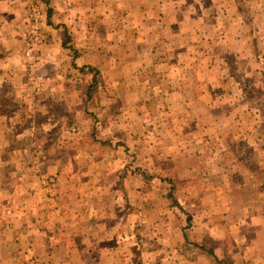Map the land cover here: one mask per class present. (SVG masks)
<instances>
[{"label": "rangeland", "instance_id": "rangeland-1", "mask_svg": "<svg viewBox=\"0 0 264 264\" xmlns=\"http://www.w3.org/2000/svg\"><path fill=\"white\" fill-rule=\"evenodd\" d=\"M92 1L71 0L69 8L62 0L24 1L23 90L0 91V111L16 113L6 119L5 131L13 135L33 126L53 133L66 124L56 117L60 106L48 102L50 96L62 98V90L45 89V76L46 81L70 82L73 90L82 87L86 116L96 113L97 123L86 124L95 130L76 136L75 144L84 149L96 144L80 155L82 161L89 155L105 159L92 174L113 177L111 184H102L104 208L115 201L118 239L122 232L129 239L123 220L130 222L136 246L127 244L124 251L137 264L146 261L148 247L156 264H196L197 256L204 258L200 264H264V0H214L212 8L191 7L194 18L214 15L215 22L199 30L209 38L194 34L195 23L186 32L181 24L167 25L161 30L163 39L156 33L154 40L132 24L107 23L112 7L104 0ZM48 5H54V23L60 25L59 45L64 42L72 55H82L78 64L44 58L52 40ZM68 13L72 21H80L66 24L63 37ZM131 80L151 84L148 93L136 92L134 102L124 98L133 92L128 89ZM26 95L32 98L27 104L20 99ZM43 98L44 105H36ZM49 106L55 114L46 117ZM38 111L46 112L40 116ZM106 120L111 125L130 122L133 132L122 133L119 125L101 133ZM74 122L71 127L82 126ZM141 123L150 125L149 135ZM36 137L23 133L10 139L26 145L22 154L30 160L43 156L37 149L26 151ZM62 138L53 137V143ZM91 171L81 167L76 175L86 177ZM128 176L135 180L128 182ZM242 238L245 252L238 249Z\"/></svg>", "mask_w": 264, "mask_h": 264}, {"label": "crops", "instance_id": "crops-1", "mask_svg": "<svg viewBox=\"0 0 264 264\" xmlns=\"http://www.w3.org/2000/svg\"><path fill=\"white\" fill-rule=\"evenodd\" d=\"M24 1L0 0V91L12 89L13 92H19L23 90L21 79L24 67L21 39L25 24V14L22 8ZM104 1L112 7L110 13H113L111 19H106L107 23L117 21L118 24L121 22L132 24L133 27H138L139 31L142 28L146 36L153 40L157 36L156 33H158L159 39H163L161 30L165 32L164 27L167 25L170 27L169 29H172L175 24H181L180 30L186 32L190 25L195 23H198V26L196 31L193 30L194 34L196 33L199 38H209V35L201 33L199 30L207 23L215 22L212 13L211 18L208 17L209 13L206 15V19L203 18L204 15L194 18V14L190 10L191 7L212 8L215 5L214 0H110L109 3ZM96 2L97 4L101 3L100 0ZM62 3L66 4L65 7L68 8L72 5L70 4L71 0H62ZM48 6L46 15L47 22L52 27V30L48 31L52 40L50 39L51 42L49 41L45 47L44 58H49V61L55 63V60L61 57L62 61L67 60L68 63L70 61L69 65L73 62L78 64L77 61L81 60L82 55L78 57L72 55L71 47L65 46L64 42L59 45L60 25L54 23L52 13L55 9H51L54 8V5ZM66 15L64 14V23H62L63 31L67 28L66 24L80 21V19L72 21L70 13ZM185 21L189 23V26L182 25ZM157 26H159L160 32L157 30ZM198 31L199 33H197ZM64 35L65 31L63 37ZM179 35H175L176 38L180 39ZM152 49H154L153 45ZM72 57L74 58L72 59ZM45 79V89H53L56 92L62 90L60 92L62 98L50 96L48 102L52 100V104L60 106L55 111L56 117L66 121V124L64 122L59 124L60 128L56 127L53 133L48 130L41 131L40 128L32 126L15 130V133L11 135L5 131L8 129L6 119L15 118L16 113H12L8 109L0 111V264H137L135 256L129 255L130 251H124L127 244L130 246L133 244L134 248L136 246L135 240H131L133 230L130 229L132 227L130 222L127 218L123 220L127 228L126 238L129 239H123L124 232L120 236L122 239H118L119 223L121 222H119V214H114L113 211L115 210V201L111 203L110 199V206L108 209L104 208L102 199L104 186L102 184L105 182L111 184L113 177L92 174L97 171L96 164L102 161L99 160L101 158L89 155L88 159L82 161L80 157V155H85L86 151L92 152L96 144H90L91 146L85 147V149L79 144H75L74 138L92 135L95 127L93 128V125L87 127L86 124L89 126V123H97L96 113H93L91 117L86 116V103L81 95L82 87L73 90L70 82L65 80L63 82L60 80L46 81ZM149 83L148 80L142 82L131 80L128 89H132L133 92L124 95L125 101H137L139 97L136 92L141 89L143 91L149 89L151 86ZM148 92L146 90V93ZM29 98L31 96L26 95L20 99H24L27 104ZM46 100L38 99L39 104L36 103V105L43 106ZM7 102L10 101L7 100ZM46 109L48 110L46 117L55 114L51 111V106ZM38 112H41L40 116H43L46 111ZM34 116L37 114H31L29 117ZM128 117L134 119L135 115L129 113ZM142 117V121L146 122L147 118L144 113ZM74 121L80 122L82 126L71 127V123L74 124ZM141 124L143 125L142 129L149 135L150 125ZM119 125H111L110 121L106 120L104 126L100 127L103 129L101 133H104L109 126L119 128ZM131 127L133 128L134 125L130 122L121 125V132L129 135L133 132ZM23 133L31 137H38L26 151L31 152L32 149L34 151L37 149L43 153L42 157L29 160L28 155L22 154L23 146L26 145L20 144L19 139H10V136H20ZM57 135H61L64 139L53 143V137ZM143 135H146L145 132ZM56 150L62 153L58 155ZM104 162L105 159L100 163ZM81 167L91 169V175L86 177L76 175ZM144 179L148 180L145 177ZM132 180L135 178L127 177L128 182ZM136 180L139 181V178L137 177ZM82 184L92 185L93 190L87 192L88 186ZM245 240L246 238H242L239 241V252H245V248H247ZM148 251L143 264H156L153 262V255L151 256L153 251L149 247ZM199 257L194 258L196 260L193 259L196 264H200L199 260H204L203 257Z\"/></svg>", "mask_w": 264, "mask_h": 264}, {"label": "trees", "instance_id": "trees-1", "mask_svg": "<svg viewBox=\"0 0 264 264\" xmlns=\"http://www.w3.org/2000/svg\"><path fill=\"white\" fill-rule=\"evenodd\" d=\"M94 77V76H93ZM94 81V80H93ZM207 253L216 261V260H218L217 258H216V255H215V253L212 251V250H210V249H208L207 250ZM227 264H229V263H227Z\"/></svg>", "mask_w": 264, "mask_h": 264}]
</instances>
